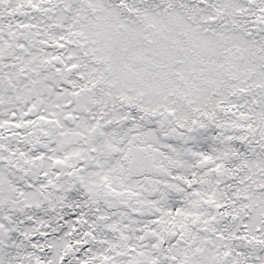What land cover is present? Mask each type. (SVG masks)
<instances>
[{"label":"snow or ice","instance_id":"1","mask_svg":"<svg viewBox=\"0 0 264 264\" xmlns=\"http://www.w3.org/2000/svg\"><path fill=\"white\" fill-rule=\"evenodd\" d=\"M0 264H264V0H0Z\"/></svg>","mask_w":264,"mask_h":264}]
</instances>
